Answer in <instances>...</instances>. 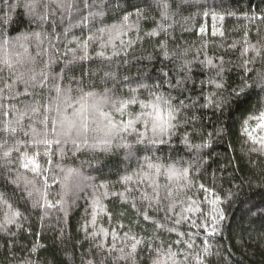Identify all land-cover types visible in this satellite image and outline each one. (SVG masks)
<instances>
[{"label":"trees","instance_id":"obj_1","mask_svg":"<svg viewBox=\"0 0 264 264\" xmlns=\"http://www.w3.org/2000/svg\"><path fill=\"white\" fill-rule=\"evenodd\" d=\"M26 3L45 18L40 26ZM9 15L14 23H0V113H8L0 114V264H264V0H0V21ZM88 94L105 116L78 114ZM214 94L215 106L202 107ZM155 96L187 105L163 137L151 131L156 112L143 107ZM33 100L42 107L17 125ZM64 118L90 129L132 120L136 131L109 145L91 131L34 143L32 129L58 139L51 122ZM25 155L39 173L23 167ZM71 174L84 187L65 197ZM189 209L198 221L200 211L222 212L217 234L176 224Z\"/></svg>","mask_w":264,"mask_h":264},{"label":"snow or ice","instance_id":"obj_2","mask_svg":"<svg viewBox=\"0 0 264 264\" xmlns=\"http://www.w3.org/2000/svg\"><path fill=\"white\" fill-rule=\"evenodd\" d=\"M85 7H90L91 5L85 3L84 4ZM7 7L9 8V11L12 10V8L14 6L12 5H7ZM15 7H20V4L18 3L17 5H15ZM24 7L26 9H28V17L31 18V21H35L37 23V26H40V24H42L44 22L43 17H38L37 13L34 10V5L33 4H24ZM71 7L75 8L76 5H72ZM163 7L165 8V10L167 9V5H163ZM15 17L9 15L6 18V21H0V23H7L9 26L15 22ZM73 19H76L75 16H73ZM262 20H264V17L261 18ZM30 21V22H31ZM156 33H152V35H155ZM32 35L36 38H40L41 33L38 32H33ZM27 49H24V54L27 53ZM100 55H103V53H100ZM2 62L3 64L8 67L11 68L13 66L12 64V60L11 58L8 56L7 52H5V56L2 58ZM43 75V74H41ZM22 79V77H21ZM35 77H33V81H35ZM25 84H28V81H24ZM33 87H35V84L33 83L32 85ZM179 86V85H177ZM216 87L222 88L223 85L220 83L216 84ZM57 93H58V98H61L63 100V103L67 104L69 107L72 106L71 104V100L72 97L69 95L68 91H61V89H57ZM30 95V93L25 92L23 94V100H26L27 97ZM207 100L206 104H203L202 107H208L209 105H213L215 106V94L212 97H206L205 98ZM23 100L19 97H17L16 102L17 103H22ZM78 103L80 104V108L77 110L78 114H82L84 112H88L89 110H92L94 112H99L100 116H105V113L100 111V107L101 104L103 103L102 101H99L95 98V96L93 94H88V95H82L80 97V100L78 101ZM195 103V102H193ZM42 106L36 105L35 101L33 100L31 103H29L28 105L25 106V110L24 112L21 114V117L17 119L16 124L19 125V119L23 118V115H27L29 113H36L37 111L40 110ZM123 107H127V105H121L118 110L123 109ZM143 107H151L157 114V119L156 121H153L151 123V131L153 134H156L160 137H163L164 135H168L171 133V131L176 127V124L173 123V121L177 120V117L179 116L180 113V108L183 107H187V105H184L183 102H180V107H173L172 105V101H171V97L165 98L164 96H155V102L151 105L145 104L143 105ZM166 111L167 113V117L168 119L165 121H161L160 120V113L161 111ZM2 115H7V112H3L0 113ZM261 121L262 124H264V114L261 115ZM42 124H45L47 126V124L49 123V120L47 117H45L43 120H41ZM54 126V131H55V135L58 136V139H55V141L49 140L47 139V133H43L40 134L42 135L43 138H35V129H32V132L34 134V143L35 144H43L46 148L50 147L51 144L54 142L56 145H60L61 143H66L67 140L69 138H71L73 136V133H75L76 137H81L86 135L89 131L93 132V133H97V132H102L104 134L105 139H103L102 141H100L102 144L104 145H109L112 142V139H114L116 136L120 135L121 132L123 133H127L129 132V130L131 131H136L135 127H134V121L129 120L126 123L122 122L120 125H116L113 124L111 122L107 123V124H102V122L100 121H95L96 123V127L95 128H89L88 125L86 123H82V124H78L75 120H67V118L64 119H58L56 121H52L51 122ZM59 125L58 128L55 127V125ZM145 129L147 130L149 125L147 123H145ZM11 131L13 133H15L16 128H12ZM26 135L28 133H25ZM137 135L143 136V133H137ZM85 144L87 143V140L83 141ZM153 143H156L157 141L153 140ZM160 143H163V140L159 141ZM72 143L76 144V140L72 139ZM260 143L262 145H264V140H261ZM205 147L209 146L207 144L204 145ZM78 147V145H77ZM124 147H128V145H124ZM255 151V149H254ZM25 162L23 164V167L25 169H28L29 166L31 165V171L35 172V173H39L40 172V165L37 163L35 158H30L27 155H25ZM171 174L173 175H179L180 177H185L186 176V172L187 170H183L179 173H176L175 169H169L168 170ZM169 178H171V175L169 176ZM29 183H32L31 181H29ZM45 188H47V183L45 182L44 185ZM200 188L202 190L207 191L206 189H204L203 185H200ZM37 192V194H39V189L35 190ZM29 195H33L32 192H29ZM169 195H171V193L169 192ZM41 198L44 199L45 204L48 208H53L55 207L54 204L48 203L46 197H43L41 195ZM215 202V201H213ZM40 203V199L36 200V204L37 206ZM192 204L195 205V200H192ZM165 211H167V209H164ZM249 211H251V209H249ZM189 212L191 213V209H189ZM20 214L17 212L15 213V216H19ZM197 214L196 213H191L190 215H185L184 213H179V217L178 219H175V223L176 224H181V223H188L192 228H202L208 235H216L217 234V229L220 226V222H222L225 217L223 215L222 212H217L212 216H206L205 213L203 211L199 212L200 216H204L205 218L203 220H199L195 217ZM144 220H148L149 216L147 214H145L143 216ZM10 223H15L14 220L9 221ZM121 227H123V225H121ZM105 235H107V233H105ZM125 236H127V233H125ZM115 235H113V240L115 239ZM133 242L131 244V248H132V253H135L137 246L139 245L140 241L137 240L134 236L130 238ZM205 244H207V241H204ZM99 247V245H98ZM187 247L189 249H192L194 247V245L192 243H189L187 245ZM121 252L124 251L123 248L120 249ZM132 253H129L128 255L122 257L123 259H131L132 258ZM171 255L175 256L178 255L177 253H172ZM187 259V257H185Z\"/></svg>","mask_w":264,"mask_h":264},{"label":"clouds","instance_id":"obj_3","mask_svg":"<svg viewBox=\"0 0 264 264\" xmlns=\"http://www.w3.org/2000/svg\"><path fill=\"white\" fill-rule=\"evenodd\" d=\"M64 185L65 197H75L83 190L84 185L81 183V178L75 174L67 175L62 179Z\"/></svg>","mask_w":264,"mask_h":264},{"label":"rangeland","instance_id":"obj_4","mask_svg":"<svg viewBox=\"0 0 264 264\" xmlns=\"http://www.w3.org/2000/svg\"><path fill=\"white\" fill-rule=\"evenodd\" d=\"M263 127H264V124H263Z\"/></svg>","mask_w":264,"mask_h":264}]
</instances>
